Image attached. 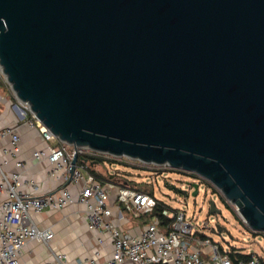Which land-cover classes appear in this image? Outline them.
<instances>
[{"label": "water", "instance_id": "water-1", "mask_svg": "<svg viewBox=\"0 0 264 264\" xmlns=\"http://www.w3.org/2000/svg\"><path fill=\"white\" fill-rule=\"evenodd\" d=\"M0 68L59 141L195 174L264 233V0H0Z\"/></svg>", "mask_w": 264, "mask_h": 264}, {"label": "built area", "instance_id": "built-area-1", "mask_svg": "<svg viewBox=\"0 0 264 264\" xmlns=\"http://www.w3.org/2000/svg\"><path fill=\"white\" fill-rule=\"evenodd\" d=\"M0 83L7 85L0 68ZM15 102L10 107L18 120L35 127L48 144L44 149L36 150L33 156L38 160H47L51 174L58 172L64 181H68L70 163L75 154L81 157L89 153L102 156L85 148H71L59 141L32 113L27 103L19 101L13 94ZM16 127L6 126L0 129V141L10 138L14 151L17 150L19 136ZM2 154H11L7 147L0 149ZM79 160V159H78ZM76 162L70 182L83 181L79 193L74 195L66 186L56 192L41 195L22 192L20 173H9L3 168L0 160V264H21L20 255L28 242L40 241L45 245L53 238L50 227H40L35 217L44 211L60 210L74 202L85 206L84 215L88 228L96 233H107L113 245V252L107 264H262L260 257L253 254L249 259H238L235 263L229 258L228 250H220L218 243L198 235L194 226L186 220L184 211L163 209L162 220L153 216L150 221L139 227L138 233L122 231L109 217L112 210L109 206L111 191L116 192L117 200L124 211L134 217L148 216L156 204L151 195L136 190L117 181H108L105 185L91 173L85 163ZM136 166H144L133 160ZM16 168L23 163L17 161ZM196 182V181H195ZM198 183V181H197ZM27 187L38 188L34 181L25 182ZM117 219L123 218L119 210ZM101 241V238H98ZM48 264H83L80 261H69L65 253L52 251ZM87 264H97L94 256L86 259Z\"/></svg>", "mask_w": 264, "mask_h": 264}, {"label": "crops", "instance_id": "crops-1", "mask_svg": "<svg viewBox=\"0 0 264 264\" xmlns=\"http://www.w3.org/2000/svg\"><path fill=\"white\" fill-rule=\"evenodd\" d=\"M4 85L0 83V87ZM12 102H15L12 94L10 96L9 92L6 91L5 94L4 91H0V129L6 126L16 127L19 136L16 151H14L10 138L6 137L0 141V149L7 147L11 153L4 155L0 150V160L5 171L20 173V189L25 193L41 195L56 192L61 187L66 186L72 194H78L83 181L68 183V181H64L58 172L51 174L52 166L47 160H38L33 156L34 151L44 149L52 142L45 141L35 127L18 120L11 110L10 105ZM17 161L23 163L21 168H16L15 163ZM91 166H94L96 173L99 172V165L93 164ZM96 178L104 185L113 180H105L97 176ZM30 180L37 184L38 188L36 190L24 185L25 182ZM109 206L112 210L109 219L122 231L136 234L141 225L150 221L147 216L134 217L124 211L117 200L115 191L110 192ZM84 209L83 204L74 202L60 210L39 213L35 217L36 223L40 227H50L53 238L48 245L40 241L28 242L22 249L20 263L48 264L52 259V251H54L65 253L69 261H80L87 264L86 259L93 255L97 264H107L113 252L112 240L107 233H96L88 228ZM119 210L123 213L122 219L116 217ZM98 238H101V241Z\"/></svg>", "mask_w": 264, "mask_h": 264}, {"label": "rangeland", "instance_id": "rangeland-1", "mask_svg": "<svg viewBox=\"0 0 264 264\" xmlns=\"http://www.w3.org/2000/svg\"><path fill=\"white\" fill-rule=\"evenodd\" d=\"M3 87H0V91H4L5 94L7 91L10 96L13 95L8 84ZM101 155L107 156L104 157L107 159L115 158L106 154ZM115 160L114 163L109 164L107 161L98 166L100 177L111 180L125 175L131 180L142 182L143 187L153 190L155 198L165 202L172 209L184 211L186 220L213 242L226 250L234 247L246 253L256 254L264 262V233L252 231L236 207L211 183L203 181L204 179L199 181L197 194L192 195V189L187 183L193 180L180 170L175 171L177 169H171L167 165L154 164H145L140 166L144 169H138L132 167L137 163L131 159L122 157ZM209 201L214 203L217 213L209 212Z\"/></svg>", "mask_w": 264, "mask_h": 264}, {"label": "trees", "instance_id": "trees-1", "mask_svg": "<svg viewBox=\"0 0 264 264\" xmlns=\"http://www.w3.org/2000/svg\"><path fill=\"white\" fill-rule=\"evenodd\" d=\"M81 157L83 158V159H87L89 162L90 161H95L96 162V164L97 165H101V164H105L107 161L109 162V164H111V163H114V162H116V160H115V158H113V159H107V158H104V157H107V156H95V155H92V154H89V153H85V154H82L81 155ZM107 159V160H106ZM78 162H80V163H85L86 165H87V168H88V170L91 172V173H93L95 176H97L98 178H100V175L98 174V173H96V171L94 170V166H91V165H89L88 163H86V162H83V160H78ZM118 163V162H117ZM123 164V163H122ZM123 165H126L127 166V164H123ZM130 166V165H129ZM132 167H135V168H138V169H144L143 167H139V166H137L136 167V165L135 166H132ZM175 171H178V170H175ZM183 172V171H182ZM183 173H186L185 175H187L188 177H190L193 181H201V180H203V179H201L200 177H198L197 175H195V174H192V173H187V172H183ZM126 174V173H125ZM111 175H113V174H111ZM116 178V177H115ZM114 181H117V182H119V183H122V184H127L128 186H130V187H132V188H135L136 190H139V191H141V192H144V193H147V194H149V195H151L152 197H154L155 198V196H154V193H153V190L151 189V188H148V187H143L142 185H141V183L142 182H137V181H135V180H131V179H129V178H127V177H125V175H123V176H120V178H118V179H113ZM192 181V182H193ZM203 181H205V180H203ZM155 200H156V204H155V206L153 207V209H152V211H151V213L147 216V218L148 219H151L153 216H157V217H159L160 219H162V220H166L167 221V218H165V217H162L161 216V212H162V210L163 209H165V208H167V209H169V210H175V209H172L170 206H168L165 202H163V201H161V200H159V199H157V198H155ZM197 233H198V235L199 236H201V237H203V238H208L205 234H203L202 232H199V231H197ZM210 239V238H209ZM219 245V248H220V250H222L223 249V246H221L220 244H218ZM227 253H228V255H229V258L235 263L238 259H244V260H246V259H249L252 255H253V253H246V252H244V251H242V250H240V249H238V248H234V247H231V248H229V250L227 251ZM260 260H261V258H260ZM261 262H262V264H264V262L261 260Z\"/></svg>", "mask_w": 264, "mask_h": 264}]
</instances>
